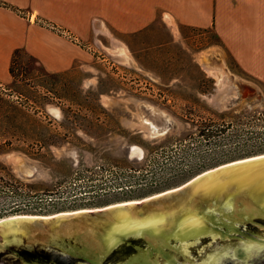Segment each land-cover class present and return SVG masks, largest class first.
I'll use <instances>...</instances> for the list:
<instances>
[{
    "label": "rangeland",
    "instance_id": "obj_1",
    "mask_svg": "<svg viewBox=\"0 0 264 264\" xmlns=\"http://www.w3.org/2000/svg\"><path fill=\"white\" fill-rule=\"evenodd\" d=\"M160 33L168 35L155 26L129 37V51L114 36L90 42L96 55L80 46L89 60L64 74L18 57L0 83V223L104 214L264 153V81L216 47L212 29H188L164 49ZM228 74L256 93L241 97Z\"/></svg>",
    "mask_w": 264,
    "mask_h": 264
},
{
    "label": "water",
    "instance_id": "obj_2",
    "mask_svg": "<svg viewBox=\"0 0 264 264\" xmlns=\"http://www.w3.org/2000/svg\"><path fill=\"white\" fill-rule=\"evenodd\" d=\"M228 77L241 97L256 93L240 77ZM34 219L0 223V264H51L41 256L66 257L76 246L109 264L104 258L134 239L142 241L139 248L115 264L139 257L155 263L148 251L167 255L161 243L190 264H264V153L206 170L156 198L104 208V214Z\"/></svg>",
    "mask_w": 264,
    "mask_h": 264
},
{
    "label": "crops",
    "instance_id": "obj_3",
    "mask_svg": "<svg viewBox=\"0 0 264 264\" xmlns=\"http://www.w3.org/2000/svg\"><path fill=\"white\" fill-rule=\"evenodd\" d=\"M35 18L57 23L97 45L114 36L126 51L132 45L129 37L155 26L168 33H160V49L187 39L188 29H212L219 40L216 47L226 49L244 72L264 81V0H0V83L11 81L18 48L52 74H64L89 60V53Z\"/></svg>",
    "mask_w": 264,
    "mask_h": 264
},
{
    "label": "flooded vegetation",
    "instance_id": "obj_4",
    "mask_svg": "<svg viewBox=\"0 0 264 264\" xmlns=\"http://www.w3.org/2000/svg\"><path fill=\"white\" fill-rule=\"evenodd\" d=\"M160 239V238H159ZM160 243L163 241L158 240ZM142 242L140 240H132L127 241V245L117 248L114 250L113 253H110L109 256L105 257L109 261V264H115V262L120 259L124 258L125 254L130 251H134L136 248H139V243ZM165 242V241H163ZM162 248L166 250L167 255H164L162 252L158 250H149L148 252H151L152 258L155 259V263L152 264H190L185 261L184 258H182L179 253H177L175 250L172 249V247L166 244L161 243L160 244ZM156 252V253H155ZM68 253V252H67ZM92 252L86 251L82 249L79 246H76L75 249L72 250V252H69L68 256H60L56 257L54 255L46 254L41 256L42 259L46 262H49L51 264H102V262H98V257L91 254ZM159 253L161 255H159ZM147 256V253L144 257ZM129 257V256H127ZM151 257V256H150ZM143 260V261H142ZM145 259L142 257H139L138 259H131L127 260L124 264H151V262H145ZM142 261V262H141ZM124 262V261H123Z\"/></svg>",
    "mask_w": 264,
    "mask_h": 264
},
{
    "label": "built area",
    "instance_id": "obj_5",
    "mask_svg": "<svg viewBox=\"0 0 264 264\" xmlns=\"http://www.w3.org/2000/svg\"><path fill=\"white\" fill-rule=\"evenodd\" d=\"M27 16L29 17V19L31 21L34 20V18L32 17V14L30 13L29 15L27 14ZM35 21L39 22L41 25H44L45 27L51 29L52 31L62 35L63 37H65L66 39H68L69 41H71L72 43L78 45V46H83L85 47L87 50H89L90 52H93L94 55H96V51L93 49L92 45L90 44V42L84 41L83 39H81L76 33H74L73 31L63 28L61 26H59L57 23L51 22V21H47L44 19H36ZM101 55H98V58ZM103 59L107 60V57L103 54L102 55Z\"/></svg>",
    "mask_w": 264,
    "mask_h": 264
},
{
    "label": "bare ground",
    "instance_id": "obj_6",
    "mask_svg": "<svg viewBox=\"0 0 264 264\" xmlns=\"http://www.w3.org/2000/svg\"><path fill=\"white\" fill-rule=\"evenodd\" d=\"M150 198V197H149ZM141 200H128V201H123L121 203H118V205H123V204H128V203H134V202H140ZM91 210V209H90ZM75 212H78V211H73L71 212L72 214L75 213ZM70 213V214H71ZM63 213H59V215H62ZM58 215V214H57ZM58 215V216H59ZM64 215H67V212L64 213ZM56 215H48V216H43L44 218L46 219H49V218H52V217H55ZM57 217V216H56ZM24 218H30V219H34V218H39L38 216L36 215H13L7 219H18L19 220H22Z\"/></svg>",
    "mask_w": 264,
    "mask_h": 264
},
{
    "label": "trees",
    "instance_id": "obj_7",
    "mask_svg": "<svg viewBox=\"0 0 264 264\" xmlns=\"http://www.w3.org/2000/svg\"><path fill=\"white\" fill-rule=\"evenodd\" d=\"M24 54V53H26L32 60H34L33 59V57L31 56V55H29L26 51H24L23 49H21V48H18V49H16L15 50V52H14V55H13V59H12V65H11V74L13 75V66H14V64L17 62V59H18V57L21 55V54ZM35 61V60H34Z\"/></svg>",
    "mask_w": 264,
    "mask_h": 264
}]
</instances>
